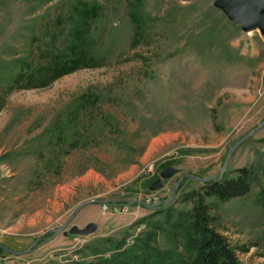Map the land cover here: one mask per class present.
Wrapping results in <instances>:
<instances>
[{"label":"rangeland","instance_id":"374dc122","mask_svg":"<svg viewBox=\"0 0 264 264\" xmlns=\"http://www.w3.org/2000/svg\"><path fill=\"white\" fill-rule=\"evenodd\" d=\"M213 1L0 0V243L21 252L81 205L65 230L98 225L23 255L0 252V264H85L94 249L142 242L186 260L177 223L203 183L185 178L163 201L181 175L217 174L229 148L264 120V40ZM82 3L100 7L89 28L97 66L42 86L46 78L30 72L61 53ZM22 72L27 78L16 79ZM168 166L177 173L150 191ZM241 168L254 173L246 195L203 204L242 264H264V126L221 177ZM128 199L158 205L124 206ZM152 254L143 264H154Z\"/></svg>","mask_w":264,"mask_h":264},{"label":"trees","instance_id":"16d2710c","mask_svg":"<svg viewBox=\"0 0 264 264\" xmlns=\"http://www.w3.org/2000/svg\"><path fill=\"white\" fill-rule=\"evenodd\" d=\"M99 12L98 5L88 6L82 3L73 7V14L70 16L71 27L64 34L65 46L63 50L60 54L54 55L49 64L30 72L37 73L42 80L44 77L46 78L41 83L42 86L47 85L53 79L81 68L97 66V60L91 52L93 44L89 37V28L90 21L98 18ZM130 16L135 23L139 22L137 28L141 32V20L138 12L132 10ZM27 75L26 72H22L16 76V79L27 78ZM28 81L31 82L32 78ZM253 174L252 170L241 168L235 171L234 177L223 176L203 183L202 192L197 196L192 209L185 215L184 221L177 223L182 234L183 248L187 252L185 261L179 260L178 262L171 255L159 252L153 246H149L148 242H142L141 246H133L129 249H123L121 244L113 247H105L103 244L105 247L103 250L94 249L93 251L96 259L85 264H143L145 256L150 259V254L153 251L154 264H242L227 238L211 225V217L202 198L213 197L219 202H226L244 196L250 189ZM166 216L170 217V214L168 213ZM104 243L108 244L109 240H105ZM107 251L110 252L108 257L105 256Z\"/></svg>","mask_w":264,"mask_h":264},{"label":"water","instance_id":"95a60500","mask_svg":"<svg viewBox=\"0 0 264 264\" xmlns=\"http://www.w3.org/2000/svg\"><path fill=\"white\" fill-rule=\"evenodd\" d=\"M212 5L216 9L221 11L226 16V18L236 27H238L242 32L247 33L250 31L258 30L264 40V0H214ZM263 126H264V120H262V122L256 128L250 130L245 135H243L229 148L220 170L214 176L202 178L191 174H184L178 177L172 188L169 198L164 200L163 204L166 205L172 200L179 184L185 178H190L199 181L201 183L215 180L216 178H221V175L225 171L228 161L231 155L233 154V152L235 151V149L242 142H244L245 140L256 134ZM176 173H177V168L172 166L165 167L160 171L159 177L149 185V190L156 191L160 189L163 185V180L174 176ZM101 203L106 204L108 202L104 200L101 201ZM135 203L141 204L148 208H154L158 205V203H153L152 205H149L147 202H143L135 199L123 200L122 202L124 206H130ZM82 206L83 205L76 208V210L71 214V216L60 227L50 230L49 231L50 236L40 241L39 243H37V241L40 238L34 241L30 246H28L25 250L21 252L13 251L1 243H0V248H2L6 252L18 256L28 253L35 247H38L39 245L51 240L54 236H56L59 233H62L64 236L76 235L81 237H86L93 234L98 229V225L93 222L86 224L83 228H79L76 225H72L68 228V230H65V228L69 225V223L72 221V219L77 214V212L82 208Z\"/></svg>","mask_w":264,"mask_h":264},{"label":"flooded vegetation","instance_id":"af4514ba","mask_svg":"<svg viewBox=\"0 0 264 264\" xmlns=\"http://www.w3.org/2000/svg\"><path fill=\"white\" fill-rule=\"evenodd\" d=\"M0 252L1 253H8V254H11V253H9V252H6V251H4L2 248H0ZM13 255V254H12ZM16 256V255H15Z\"/></svg>","mask_w":264,"mask_h":264}]
</instances>
